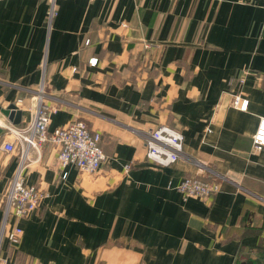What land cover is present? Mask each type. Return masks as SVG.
<instances>
[{
	"label": "crops",
	"instance_id": "obj_1",
	"mask_svg": "<svg viewBox=\"0 0 264 264\" xmlns=\"http://www.w3.org/2000/svg\"><path fill=\"white\" fill-rule=\"evenodd\" d=\"M55 8L50 21V0H0V107L17 106L13 119L0 109V145L41 96L58 107L51 131L83 119L107 159L89 174L62 169L53 143L28 151L24 179L46 197L9 218L8 264H264V150H253L264 117V0ZM161 125L183 134L182 156L168 166L146 154V135ZM22 148L0 150V229ZM186 176L217 180L220 191L184 199ZM15 226L22 235L11 243Z\"/></svg>",
	"mask_w": 264,
	"mask_h": 264
},
{
	"label": "built area",
	"instance_id": "obj_2",
	"mask_svg": "<svg viewBox=\"0 0 264 264\" xmlns=\"http://www.w3.org/2000/svg\"><path fill=\"white\" fill-rule=\"evenodd\" d=\"M51 1L50 21L57 14L55 8L56 0ZM91 65H96L97 59H90ZM233 104L240 110L246 111L249 99L240 94L234 96ZM57 106H49L44 103L41 96L35 97V108L31 120L22 127L10 126L9 132L12 135L11 141H5L0 145V150L8 153L14 152L16 145L23 144L21 150V164L19 169L10 179L3 197V221L0 229V264H8V259L2 256V240L5 235L6 224L10 217L24 218L37 210L40 203L46 197L36 185L27 184L22 167L27 160L28 151L31 148L37 151L46 143H53L58 149V163L62 169L69 166L80 171L93 174L98 172L107 156L101 146V133L90 129L88 124L79 119L67 126L49 129L50 117L56 112ZM147 157L154 163L168 166L180 159L183 153V134L179 129L161 125L151 130L146 135ZM253 150L259 152L264 150V117H262L253 135ZM132 164H127L128 171ZM65 171L62 177H66ZM184 199L190 197L208 198L220 191L217 180L200 176H186L177 186ZM22 235V228L15 226L7 237L11 243L19 241Z\"/></svg>",
	"mask_w": 264,
	"mask_h": 264
},
{
	"label": "water",
	"instance_id": "obj_3",
	"mask_svg": "<svg viewBox=\"0 0 264 264\" xmlns=\"http://www.w3.org/2000/svg\"><path fill=\"white\" fill-rule=\"evenodd\" d=\"M0 109H1V107H0ZM1 110L5 116H7L9 119H13V114H14V112H16L17 106L12 104V105L8 106L7 109L2 108ZM2 132H3V129L0 127V133H2Z\"/></svg>",
	"mask_w": 264,
	"mask_h": 264
},
{
	"label": "bare ground",
	"instance_id": "obj_4",
	"mask_svg": "<svg viewBox=\"0 0 264 264\" xmlns=\"http://www.w3.org/2000/svg\"><path fill=\"white\" fill-rule=\"evenodd\" d=\"M1 121V120H0Z\"/></svg>",
	"mask_w": 264,
	"mask_h": 264
}]
</instances>
